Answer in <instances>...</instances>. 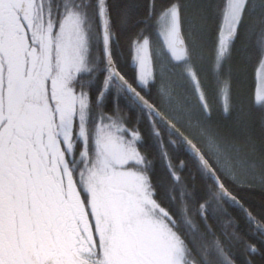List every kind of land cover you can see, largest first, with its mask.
I'll use <instances>...</instances> for the list:
<instances>
[{
  "label": "trees",
  "instance_id": "16d2710c",
  "mask_svg": "<svg viewBox=\"0 0 264 264\" xmlns=\"http://www.w3.org/2000/svg\"><path fill=\"white\" fill-rule=\"evenodd\" d=\"M226 0H105L109 51L116 70L135 85L132 46L135 41L158 34L161 13L177 5L181 26L195 41L198 70L213 100L216 79L206 70L216 30ZM98 0H50L55 16L53 30L71 11L77 10L88 22L89 70L72 76V86L85 97L88 117L117 116L118 121L138 132V150L148 163V178L155 201L168 213L171 227L185 245L186 264H264V236L242 211L223 197L204 168L158 121L109 78L103 58L98 19ZM11 15H0V27H10ZM264 51V0H248L237 25L231 49L221 61L219 80L227 84L228 110L224 113L214 98L209 116H203L210 134L233 157V171L217 159L205 142L177 125L195 142L217 176L264 231V103L255 92V68ZM211 76V77H210ZM155 106V83L139 89ZM53 93H55L53 91ZM57 94V93H56ZM71 147L61 146L53 159L68 167L71 158H83L81 142L71 135ZM90 148V146H89ZM82 149V150H81ZM88 150V148H87ZM71 151V152H70ZM90 151V149H89ZM92 153V151H90ZM93 154V153H92ZM84 159V158H83ZM56 161V162H57ZM240 172V174L238 173ZM236 173V174H235ZM65 176L71 180L70 170Z\"/></svg>",
  "mask_w": 264,
  "mask_h": 264
},
{
  "label": "rangeland",
  "instance_id": "374dc122",
  "mask_svg": "<svg viewBox=\"0 0 264 264\" xmlns=\"http://www.w3.org/2000/svg\"><path fill=\"white\" fill-rule=\"evenodd\" d=\"M9 1L11 4L15 3L13 0ZM26 1L29 4L17 1L21 5H15L17 14L11 15V28L0 27V71L9 81L24 80L39 87L46 109V139L52 154L56 150L60 153L61 142L66 148H70L73 134L82 144L83 150L79 155L86 162L92 151L93 166L109 163L122 166L129 160L136 162L135 167L124 169L122 175L127 184L133 185L132 195L141 213L135 249L139 264H186L185 245L171 227L167 211L153 197L148 163L137 147L138 132L120 123L114 115L110 117L94 114L89 118L85 97L75 85L71 87L74 74L89 70L90 37L85 16L73 10L64 17L61 26L53 30L55 16L49 0H43L40 4L35 0L32 4L31 0ZM246 1L227 0L220 34L224 41L218 39L217 59L228 48L229 42L225 36L234 30ZM3 12L0 9V15ZM179 21L178 7L173 5L160 15L158 34L154 38L134 42L132 59L135 64V85L145 87L153 80L154 58L158 59L166 53L168 63L157 60L156 80L168 114L191 135L205 142L220 162L224 160L223 166L228 165L226 172L233 171V157L226 152H231V148L225 146L224 150L210 134L202 116L203 106L196 98L205 94L207 102L210 101L198 70L201 56H196L195 41L186 28L187 45L180 49L176 46ZM175 62L178 65H172ZM219 64V60L212 63L211 53V63L209 69L206 68L208 74L215 77L213 73L220 71ZM186 70H190L192 74L188 76ZM45 81H49L47 96ZM256 81L257 97L264 103V54L256 71ZM193 83L196 85L193 86ZM220 96L226 106L225 86L222 87ZM48 98L52 101L51 106L48 105ZM57 160L54 158L53 162ZM68 169L65 168V171Z\"/></svg>",
  "mask_w": 264,
  "mask_h": 264
},
{
  "label": "snow or ice",
  "instance_id": "6c2138e0",
  "mask_svg": "<svg viewBox=\"0 0 264 264\" xmlns=\"http://www.w3.org/2000/svg\"><path fill=\"white\" fill-rule=\"evenodd\" d=\"M45 112L37 85L0 71V264H139L141 213L122 175L136 162L93 166L91 153L86 162L65 152L68 180L53 162Z\"/></svg>",
  "mask_w": 264,
  "mask_h": 264
},
{
  "label": "water",
  "instance_id": "95a60500",
  "mask_svg": "<svg viewBox=\"0 0 264 264\" xmlns=\"http://www.w3.org/2000/svg\"><path fill=\"white\" fill-rule=\"evenodd\" d=\"M98 15L100 23V33L102 38L103 56L104 61L107 65V70L109 76L115 80V82L120 86L134 101L141 105L145 110H147L155 119H157L165 128H167L171 133H173L191 152V154L197 159L200 165L205 169L209 177L211 178L214 185L219 189L221 194L229 199L234 205H236L246 216L248 221L254 226V228L264 236V232L258 227L252 216L247 212V210L240 204L234 197L224 188L217 175L215 174L213 168L205 159L200 150L188 139L178 128H176L166 117H164L153 105H151L131 84H129L124 77L115 69L109 53V37L107 30V22L105 18V3L104 0H98ZM177 46H183V40L178 34V39L176 42Z\"/></svg>",
  "mask_w": 264,
  "mask_h": 264
},
{
  "label": "flooded vegetation",
  "instance_id": "af4514ba",
  "mask_svg": "<svg viewBox=\"0 0 264 264\" xmlns=\"http://www.w3.org/2000/svg\"><path fill=\"white\" fill-rule=\"evenodd\" d=\"M7 1H9V0H7ZM13 1L16 3L18 0H13ZM9 2H11V1H9ZM160 103H161V97H160V99H159V103H158L159 106L161 105ZM160 107H162V106H160ZM160 107H159V109H161ZM161 110H162V109H161ZM163 112L166 113L164 110H163ZM166 114H167V113H166Z\"/></svg>",
  "mask_w": 264,
  "mask_h": 264
}]
</instances>
